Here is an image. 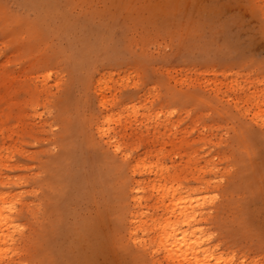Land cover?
<instances>
[{"label": "rangeland", "instance_id": "1", "mask_svg": "<svg viewBox=\"0 0 264 264\" xmlns=\"http://www.w3.org/2000/svg\"><path fill=\"white\" fill-rule=\"evenodd\" d=\"M168 190L264 264V0H0V264H192L154 250Z\"/></svg>", "mask_w": 264, "mask_h": 264}, {"label": "bare ground", "instance_id": "2", "mask_svg": "<svg viewBox=\"0 0 264 264\" xmlns=\"http://www.w3.org/2000/svg\"><path fill=\"white\" fill-rule=\"evenodd\" d=\"M98 130L100 129L98 128ZM101 132H103V130ZM104 133L106 134V132H103V135H105ZM105 142L112 144V147H113V143L109 139L108 141H105ZM118 149H119V146L114 147L115 151H118ZM170 192L171 190H168V195H165V196L174 195L175 204H174V207L172 205L167 207L168 208L167 210L169 211V217H167L168 218L167 220H160V221L153 222L152 226L154 228H157V230L159 231V235L157 237L152 238V240H154L156 243V246L154 247L155 249L154 248L153 249L155 251L161 250L163 253L162 256H164L165 259L167 258L166 260L168 259L173 260V261L177 260L179 262L188 261L192 264H213L216 260L215 258L217 255L215 252L216 248H215V245H210L211 243L210 244L208 243L211 237L208 238L206 236V233L203 232L201 228L202 226L200 225L201 226L200 227L197 224V220L199 221V215H200V213L196 210L198 205L196 204L195 200H192L189 197V195L184 196L182 193L177 192V190L171 193ZM133 199H134L133 201L136 204H141L140 196L135 195ZM0 201H2V203L4 204L7 201H9V199L6 196H1ZM7 205H8L7 203L4 204V207H3L4 209L2 208L0 209V257L2 255L4 257L7 256V254L5 253L6 252L5 250L8 251L10 249L8 247H7L8 249L4 248L6 246L7 238H8L6 236V229L9 230L11 223H12L11 229L15 230L16 228V227L13 228L16 222L15 223L12 222L13 220L11 218L12 215L7 214L9 213L8 212L9 206L7 208V213L4 214V212H6L5 206L7 207ZM199 206L201 207V205ZM12 210L13 208L11 209V212ZM141 214L143 213L139 214L134 211H131V214L129 217L130 227L128 230V234L130 235L132 241L138 244L142 243L143 246H146L145 244H146L147 238L145 239L144 236L137 237V229L139 228L144 229L146 225L149 223L147 221L143 222L139 220L142 217ZM200 217L204 219L203 216H200ZM11 232L14 235L15 232L14 231H11ZM11 232L8 231L7 233H11ZM8 236L10 235L8 234ZM11 238H13V236ZM9 240L13 241V239H10V238ZM12 241L10 242L11 244L7 243V245H10L9 247L11 248H13L12 244L16 242L15 241L14 243H12ZM158 244H159V247H158ZM218 247L219 245L217 246V248Z\"/></svg>", "mask_w": 264, "mask_h": 264}]
</instances>
